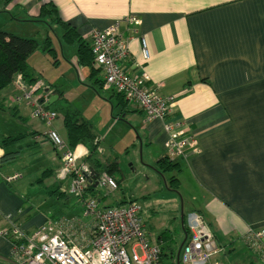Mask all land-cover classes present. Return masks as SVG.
<instances>
[{
  "label": "crops",
  "instance_id": "0c3cea01",
  "mask_svg": "<svg viewBox=\"0 0 264 264\" xmlns=\"http://www.w3.org/2000/svg\"><path fill=\"white\" fill-rule=\"evenodd\" d=\"M44 2L53 3L59 17L89 43L93 28L102 29L114 21L119 22L125 36L131 35L124 17L138 18L122 66L131 75L145 72L149 85L173 97L169 117L184 118L197 141L198 151L175 159L178 168L167 171L178 177L177 187H170L163 177L168 190L182 199L181 219L185 212H198L223 251L229 253L235 244L242 249L247 229L264 230V0H1L0 25L5 22L4 26L11 28L13 24L39 21L47 25L45 35L55 42V51L59 43V53L46 54L39 47L27 58L32 76L50 85L52 95H57L50 108L59 115V109L66 105L78 111L95 133L98 160L115 163L116 179L121 173L120 152L127 155L126 163L133 169L138 161L143 173L147 172L146 180L140 183L139 195L144 200L160 189L156 179L162 173L156 161L164 156L167 137L162 120H146L143 111L131 102L121 108L116 91L103 88L101 70H97V83L90 76V68L78 64L76 47L69 55L71 62L65 61L63 44H68L60 38L61 29L49 25L48 18H37ZM0 29L17 34L3 26ZM141 36L146 40L147 59L141 54ZM12 104L23 126L14 134H35L22 139L26 151L19 148V168L0 166V228L14 223L32 233L46 219L65 215V208L77 203L66 190L67 181L53 177L60 155L45 137L48 126L32 117L27 104ZM52 126L66 139L62 115L52 121ZM46 145L50 151H44ZM75 148L78 155L88 153L83 144ZM24 167L37 173L32 182H37L44 170H51L40 185L62 192L57 193L55 207L40 210L41 203L26 197L27 187L21 181ZM14 171L23 176L6 182L4 176ZM151 171L155 176L150 180ZM163 200L176 204L173 197ZM163 200L162 205L168 204ZM149 238L156 241L158 235L149 234ZM261 241L264 243V234ZM9 249V241L0 237L1 264H8ZM249 258L251 263L253 257Z\"/></svg>",
  "mask_w": 264,
  "mask_h": 264
},
{
  "label": "built area",
  "instance_id": "2783aa9c",
  "mask_svg": "<svg viewBox=\"0 0 264 264\" xmlns=\"http://www.w3.org/2000/svg\"><path fill=\"white\" fill-rule=\"evenodd\" d=\"M124 20L131 35L136 33L138 18L127 15ZM131 35L125 36L120 31L118 21L90 31L91 52L95 65L103 74V87L123 94L128 102L143 111L146 120H162L167 134L163 143L164 155L172 161L185 158L197 152L198 146L187 121L184 118L169 117L173 97L164 96L148 86L145 72L131 75L122 66L128 54ZM140 44L141 54L147 59V44L143 36L140 37ZM15 75L18 93L12 96V101L17 103L28 98L33 115L50 126L57 117L54 110L45 106L50 90H45L41 80H36L34 86H28L21 73ZM38 86L43 93L42 102H38V96L34 97L32 93ZM46 136L60 155L56 176L67 181L68 194L80 206L82 216L89 218L83 220L78 214L48 218L32 233H27L14 223L0 228V237L10 243L8 264H224L219 259L223 246L198 212L186 213V228L176 252L169 248L165 251L161 245L162 239L150 240L138 200L130 199L120 205L104 203L106 195L118 188L114 176L101 170L93 179L92 168L84 160L86 155L77 154V145L70 148L51 127L46 129ZM21 177L20 171H14L5 175L4 179L6 182H14ZM91 183L99 190L96 196L87 192ZM263 234V229L249 228L243 237L262 264Z\"/></svg>",
  "mask_w": 264,
  "mask_h": 264
},
{
  "label": "rangeland",
  "instance_id": "374dc122",
  "mask_svg": "<svg viewBox=\"0 0 264 264\" xmlns=\"http://www.w3.org/2000/svg\"><path fill=\"white\" fill-rule=\"evenodd\" d=\"M0 5H2L1 0H0ZM2 17L3 16H1L0 18H2ZM2 20H3V18H2ZM1 24L2 25H0V26H3L4 28H8L9 30H11L13 32H17V35L21 34L22 36H25V37H32V38H35L38 42H40L44 39V37L46 36L45 35L46 29L48 28L46 24L39 23V21H36V22L31 21V22H26L23 24H18V25L13 24L11 26V28L8 27V25L4 26L5 22H1ZM32 25H34V26H32ZM55 32H57V31L55 30ZM60 43L62 44L63 42L61 41ZM53 44L55 45V48H57L55 42L52 43V45ZM63 45H64L63 49L67 51V53L64 56V59L67 62L68 61L71 62L69 55L73 51L74 46L65 45V44H63ZM58 47L59 48L57 49L56 52L59 53V49H60L59 43H58ZM38 52L41 53L42 51L40 50ZM46 54H48V53L46 52ZM41 55H42V53H41ZM65 61H64L65 65H68L69 62L67 63ZM77 65L78 64H76V66ZM61 69H63V68H61ZM47 73L48 72L45 73V76L47 75ZM16 78H17V75H15L13 77V79L9 85L5 86L4 88H2L0 90V142H1L2 138L6 137V136H12V135H14L15 132H20L23 130V126L21 125V122H18L16 119L17 117H15L14 111L16 108L12 104V103H15L12 101V96L14 97L18 93V84L16 83ZM36 80H38V78ZM36 80L31 82V83H28L27 85L28 86H34L36 83ZM148 82H149V78L147 77L146 84L148 86L152 87L151 85H149ZM44 84L45 83L43 82V86H44L45 90H50V96H49V99H50V97L53 94V89H51L49 87L50 85H44ZM102 86H103V84H102ZM152 88L156 89V87H152ZM106 89H108V88H106ZM32 93H33L34 97L38 96V98H37L38 102H42L43 93L39 89V86L37 88H35ZM21 101H22V103L27 104L30 107V112L32 114V117L37 118L32 113L33 108L31 106L29 99L23 98ZM47 102H45V104ZM51 104H49L47 106L45 105L46 108L51 109L50 108ZM51 110H54V109H51ZM54 111L57 114L56 118H58L60 115H62V113H61L62 110L59 109L60 115L56 110H54ZM56 118H55V120H56ZM39 121H43V120L39 119ZM48 127L54 128L52 126V123ZM23 134L24 135H28V134L31 135V134H35V133L33 131H30V132H25ZM44 134H45V137L47 138L46 130H45ZM60 137H61V135H60ZM61 138H63V137H61ZM22 139H21V141L19 140L20 142L16 141L14 144H12L13 145L12 149L14 151H16L15 153H11L12 155H14V158L10 159V161L4 162L3 164L1 163L3 167H5V168H14V167L19 168V162L17 160V158H18L17 155L20 151L19 152H17V151L20 150L19 148H21L22 151H26V148L24 146L25 141ZM64 140L66 141V139H64ZM43 149L46 152L51 150L50 146H48V145L43 146ZM54 149H55V147H54ZM3 153H4V148L0 146V157L3 155ZM120 153H121L120 154L121 173L117 174L116 176H118L120 178L119 181H121V185L119 183V187L115 191H112L108 195H106V197H105L106 202H111L112 204H116L118 202L117 200H128L127 198H129L130 196L131 197L136 196L135 199L138 200L142 206L141 216L146 223V229H147L148 233L152 236H157L161 232L164 231L166 233L167 237H165V239L161 243V245L165 251H167V248H169L167 246H170L169 249L175 250L174 251V253H175L176 248L180 244V241L183 237V232L186 228L185 221H184V218H185L184 215H186V212L183 214V218L181 219V207L179 204L181 198L177 194L174 195V193L169 191L168 188L164 185L163 177L169 183L168 178L171 175V173L166 171V172H163L160 176H158L156 179V184L160 186V189L158 191L152 193L151 198L148 199L147 197H145V199L143 200L142 198L144 196L139 195L140 194V187H141L140 183H141V181L146 180L145 173H147V172L143 173L142 165L138 161L134 164L136 168L133 169L131 167V165L126 163L127 155L124 152H120ZM46 165L47 164H44V166H46ZM23 170H24V178L21 179V181L27 187V189L25 190L26 197L28 199H30L31 201H36L38 203H41V205L39 207L40 210L50 209V208L55 207V205H54L55 201L54 200H56L58 198L57 194L49 192L51 189H46L45 187L40 185V182H32L31 179H33L37 176L36 172L32 173V170H30L28 167H24ZM173 171H176V169H174ZM149 173H150V180H151L155 176V172L151 171ZM55 175H56V169H55V173L53 174V177H55ZM58 178L59 177L54 178V179L58 180ZM59 179H61V178H59ZM137 183H138V185H137ZM171 187H173V186H171ZM170 197H173L176 199L175 205H174V202H171V201L167 202V201L163 200V198L170 199ZM161 199L163 201L167 202L168 204L162 205L163 202L161 201ZM154 200H155V202H153ZM157 200H159L161 202L156 203ZM184 206L187 207L186 204H184ZM80 212H81V208L78 204H75L74 207L65 208V211H64L65 215H67V216H70V214H72V213H77L78 216H80L83 220H87L89 218V217L82 216V214ZM188 213H190V211L187 212V214ZM73 215H75V214H73ZM182 221H183V224H182ZM242 242H244V241H242ZM234 246L235 247H234L233 252L229 253L226 250L225 252L223 251L219 255V259L224 264H227V263L228 264L229 263H232V264H262L258 259L257 260L255 259L256 258L255 253L249 248V246L246 242H244V244L241 245L242 249H240V246L238 244H235ZM249 255H251L253 257L252 258L253 261L251 263H249V259H250Z\"/></svg>",
  "mask_w": 264,
  "mask_h": 264
},
{
  "label": "trees",
  "instance_id": "16d2710c",
  "mask_svg": "<svg viewBox=\"0 0 264 264\" xmlns=\"http://www.w3.org/2000/svg\"><path fill=\"white\" fill-rule=\"evenodd\" d=\"M5 2H8V0H5ZM37 18L45 20L48 18L49 25H57L61 29L62 32L60 38L62 41L70 46L76 47L75 54L78 64L88 66L90 68V76H92L95 79V82L98 83V80L100 79L96 77V74L98 73L97 70L99 71L100 68H95L90 43L77 32V29L73 25L63 21L59 17L55 5L51 2L42 3L39 7ZM39 47H42L43 51L49 53L50 55H54L56 52L52 45L50 36L46 35L40 44L35 38L20 36L0 29V90L9 85L17 73L22 74L26 83H31L37 79L36 76H32L27 63V58ZM116 95L119 98L118 104L121 108L124 107L128 101L124 98L123 94L116 92ZM60 110H62V122L65 128L66 141L69 147L74 148L78 144L87 146L88 153L84 157V160L89 163L91 168L95 172L104 170L114 176L116 170L115 163L109 164L108 162H100L97 158V139L91 126L86 121L82 120L78 111L70 105L62 106ZM24 136L25 135L23 133H17L12 136L2 138L0 146L4 148V153L1 156V163L10 161V159L14 158V155L11 153H15L16 151L12 149V144L21 140ZM17 152H19V150ZM178 166L179 165L176 162L168 159L166 156L156 161V167L161 173L173 171L174 169H177ZM50 174L51 170H44L37 182H41L44 176ZM116 181L119 187V179H116ZM177 184V178L175 176H170L169 186L176 188ZM98 191V188L94 187L93 183L89 184L87 192L90 195L96 196L99 194ZM49 192L62 194V192L56 188L51 189ZM102 198H104V196ZM126 202V200H119L116 204L120 205ZM165 237L167 236L164 231L158 235L159 240L162 239L164 241ZM167 247L170 248V246Z\"/></svg>",
  "mask_w": 264,
  "mask_h": 264
},
{
  "label": "water",
  "instance_id": "95a60500",
  "mask_svg": "<svg viewBox=\"0 0 264 264\" xmlns=\"http://www.w3.org/2000/svg\"><path fill=\"white\" fill-rule=\"evenodd\" d=\"M56 98H57V95H52L45 105L47 106V105L53 103ZM91 174H92V178L95 179L97 172H95L93 169H91ZM94 185L96 186V181L94 182Z\"/></svg>",
  "mask_w": 264,
  "mask_h": 264
},
{
  "label": "flooded vegetation",
  "instance_id": "af4514ba",
  "mask_svg": "<svg viewBox=\"0 0 264 264\" xmlns=\"http://www.w3.org/2000/svg\"><path fill=\"white\" fill-rule=\"evenodd\" d=\"M163 157H165V155Z\"/></svg>",
  "mask_w": 264,
  "mask_h": 264
}]
</instances>
